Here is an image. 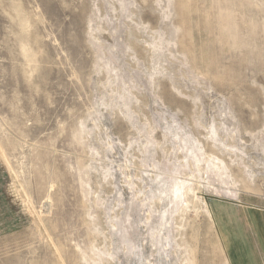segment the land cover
Listing matches in <instances>:
<instances>
[{"label": "rangeland", "instance_id": "374dc122", "mask_svg": "<svg viewBox=\"0 0 264 264\" xmlns=\"http://www.w3.org/2000/svg\"><path fill=\"white\" fill-rule=\"evenodd\" d=\"M214 202L264 212V0H0V264H229Z\"/></svg>", "mask_w": 264, "mask_h": 264}, {"label": "crops", "instance_id": "0c3cea01", "mask_svg": "<svg viewBox=\"0 0 264 264\" xmlns=\"http://www.w3.org/2000/svg\"><path fill=\"white\" fill-rule=\"evenodd\" d=\"M229 264H264V212L212 205Z\"/></svg>", "mask_w": 264, "mask_h": 264}]
</instances>
